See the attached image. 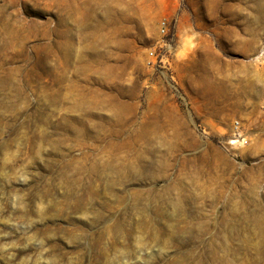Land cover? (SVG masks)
Wrapping results in <instances>:
<instances>
[{"label": "rangeland", "instance_id": "obj_1", "mask_svg": "<svg viewBox=\"0 0 264 264\" xmlns=\"http://www.w3.org/2000/svg\"><path fill=\"white\" fill-rule=\"evenodd\" d=\"M0 264H264V0H0Z\"/></svg>", "mask_w": 264, "mask_h": 264}, {"label": "built area", "instance_id": "obj_2", "mask_svg": "<svg viewBox=\"0 0 264 264\" xmlns=\"http://www.w3.org/2000/svg\"><path fill=\"white\" fill-rule=\"evenodd\" d=\"M152 56H153V51H150V52H149V55H148V58L151 59ZM148 61H150V60H148Z\"/></svg>", "mask_w": 264, "mask_h": 264}]
</instances>
